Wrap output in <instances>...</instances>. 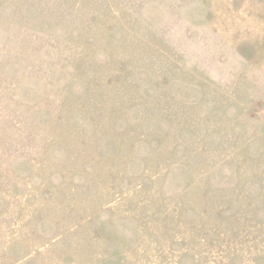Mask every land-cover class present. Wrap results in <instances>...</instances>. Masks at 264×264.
<instances>
[{"label": "rangeland", "instance_id": "obj_1", "mask_svg": "<svg viewBox=\"0 0 264 264\" xmlns=\"http://www.w3.org/2000/svg\"><path fill=\"white\" fill-rule=\"evenodd\" d=\"M0 264H264V0H0Z\"/></svg>", "mask_w": 264, "mask_h": 264}]
</instances>
